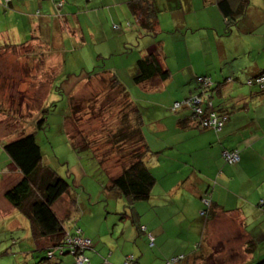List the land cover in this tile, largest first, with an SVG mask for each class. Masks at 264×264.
<instances>
[{
  "label": "crops",
  "instance_id": "obj_1",
  "mask_svg": "<svg viewBox=\"0 0 264 264\" xmlns=\"http://www.w3.org/2000/svg\"><path fill=\"white\" fill-rule=\"evenodd\" d=\"M132 1L136 0H63L64 6L58 10L52 0H11L9 8L0 6V48L48 47L54 41L58 49L52 51L59 54V43L71 38L77 44L91 39L99 40L103 46L117 43L122 49L119 52L126 53L124 48L133 47L135 39L148 35L140 29L141 14L129 7ZM142 1L155 14L152 24L156 35L138 43L137 54H124L123 64L109 67L122 72L129 69L128 76L133 82L136 60L154 50L169 72L164 80L154 77L133 82L132 88L124 85L129 99L136 105L142 135L149 148L144 160L155 178L149 198L135 202L130 214L124 209L120 217L128 219L132 214L147 234L153 236L152 246L147 234L139 239L147 251L131 252L135 257L133 264H166L164 260L175 256H184L177 264H252L264 258V87L257 84L248 87L243 83L264 69V0H227V13L219 7L218 0ZM87 6L92 10L86 11ZM130 18L134 19V26ZM113 23L120 24L121 29L114 30ZM203 27L210 29L209 39L214 41L213 32L219 33L224 28L227 36L235 31V46L221 54L212 75L204 73L211 76L214 110L227 115L218 131L201 128L187 109L172 112L168 109L170 104L167 105L195 93L198 88L192 86L190 76L185 80L173 72L190 58L171 69L163 54L166 44H170V55L185 58L180 45L192 47L193 31ZM111 31L118 34L112 43ZM103 54H98L99 58ZM238 55L245 60L237 58ZM210 64L207 62V67ZM110 69L103 72L112 73ZM245 70L248 72L244 73ZM36 77L34 73H22L19 78ZM171 83L174 84L168 89ZM223 149H237L239 160L233 164L224 162ZM118 171L116 168L110 177ZM10 175L14 179L20 177L9 160L3 180ZM70 197L67 194L62 205ZM16 211L4 201L0 217L14 216ZM91 217L106 220L109 234L114 231L109 228L112 219L114 226L119 225L106 209L96 216L92 212ZM91 217L85 230L79 226L82 234L91 240L87 247L91 252L86 255L90 263L100 264L102 260L104 264H122L129 249L109 245L111 236L105 239L103 235L108 232L99 233L91 224L97 220L92 221ZM124 227L122 224V232ZM251 242L254 246L249 249ZM43 246L47 252L50 250L51 245ZM55 254L53 262L50 263L54 258L47 260L50 264H61L62 260Z\"/></svg>",
  "mask_w": 264,
  "mask_h": 264
},
{
  "label": "rangeland",
  "instance_id": "obj_2",
  "mask_svg": "<svg viewBox=\"0 0 264 264\" xmlns=\"http://www.w3.org/2000/svg\"><path fill=\"white\" fill-rule=\"evenodd\" d=\"M85 9L91 11L92 7L87 6ZM108 20L110 27V19ZM133 20L130 18L131 26H134ZM223 31L224 28L219 33L213 32L214 41L209 39L210 29L203 27L194 30L192 47L184 43L180 45L185 50V58L170 55V44H166L163 54L167 56L171 69H174L172 67L176 63L190 58L189 61L182 63L180 68L173 70L185 80L190 76L192 86H197L196 92L187 96L200 91L197 76L211 77L204 73H214L217 70L214 68L219 66L221 54L226 50L230 52L235 46L236 41L233 37L235 31L227 36ZM117 35L115 31H111L110 43L115 41ZM147 36L150 35L140 36L141 40L135 39L133 47L124 48L123 51L126 53L119 52L122 49L117 43L112 44V47L103 46L99 40L91 39L86 40L84 44H77L71 38L59 43V54L52 51L58 49L54 41H51L48 47L36 45L31 48L23 46L0 48V209L3 202H7L2 195L4 187L2 174L9 161L3 145L21 134L34 133L42 153L41 163L53 168L70 184L67 194L74 198V202L69 200L66 205H62V200L66 199L67 195L64 194L53 204L54 210L61 216L64 233L71 232L79 226L85 230L92 212L96 216L100 210L106 209L110 218L117 219L119 224L114 226L115 220L110 221L109 228L110 230L114 228V231L109 234L104 219L99 221L91 217L92 221L97 220L96 224H93L94 222L91 224L99 233L108 232L103 236L105 239L111 236L109 245L115 249L128 248L129 252L124 259L128 255L134 257L131 254L134 250H146L139 239L146 236L147 232L137 230L136 218L132 217V214L128 215V219L120 218L124 209L129 214L130 209L124 207L125 199L122 195L106 187L110 175L116 172V168H120L118 162L122 150L138 143L137 141L132 144L126 142L125 145L123 141L113 143L111 138V135L121 127L125 116L131 121L135 119V110L129 98L118 88L111 86L107 74H100V70H108L112 65L123 64L122 57L126 56L124 54H137L139 47L136 45L145 42L144 38ZM163 39L166 41L167 37L164 36ZM102 52L105 54L103 58H99L98 54ZM207 55L208 58H204ZM237 58L245 60L242 55H238ZM207 62L211 63L209 67ZM93 69L99 71V74L87 77V71ZM110 70L116 76L120 75V81L126 87L132 88L131 85L135 84L129 79V69L126 72ZM22 73H34L37 77L19 78ZM251 77H247L243 84L252 87L246 84L247 79ZM172 84L174 83H171L168 89H171ZM214 96L211 97L212 101ZM184 98L185 96L175 101H182ZM173 102L167 104H170L168 106L170 111ZM72 104L75 105L73 109ZM185 109L191 112L188 108ZM43 115L45 125L38 128L37 122ZM84 141L89 142V145L86 146ZM100 156L109 158L100 164L97 161ZM64 209L65 211L61 212ZM122 224L125 226L123 232ZM83 235L86 237V234ZM49 240L46 237L34 239L31 236L28 218L20 212L16 211L14 216H2L0 264H50L55 258H50L53 260L49 263L44 244L51 245L50 249H54L56 258L62 260L61 264H75L72 254L60 255L59 250L54 248L53 242ZM89 252L91 248L85 249L83 253L86 256ZM100 262L104 264L102 260ZM164 262L166 263L165 260Z\"/></svg>",
  "mask_w": 264,
  "mask_h": 264
},
{
  "label": "trees",
  "instance_id": "obj_3",
  "mask_svg": "<svg viewBox=\"0 0 264 264\" xmlns=\"http://www.w3.org/2000/svg\"><path fill=\"white\" fill-rule=\"evenodd\" d=\"M52 1L58 10L64 6L63 0ZM10 4L11 0L6 4L3 0H0V6L4 9L9 8ZM218 5L223 12L227 13L229 11L227 0H218ZM129 7L132 12L141 14L139 15L142 17L139 25L141 31H143L142 33H146L150 36L156 35V31L152 24L155 20V14L151 10V6L142 0H136L132 1ZM146 11H148V14ZM113 25H115V23L112 24V28ZM116 25L117 28H113L114 30L121 29L120 24L117 23ZM126 25H128V22ZM100 71V74L105 73L103 70ZM97 74H99V71L93 69L92 71H88L86 76L90 77ZM106 74L111 83L110 85L118 88L129 98L126 87L120 82L116 75L112 73ZM168 76V70L163 67L156 53L152 50L136 60L135 72L132 80L135 83H141L154 77L164 80ZM131 103L133 104L132 101ZM74 106L75 105L72 104V109ZM133 108L135 110V119L131 121L125 116L121 127L111 135V138L113 143L117 141H123L124 145L126 142L132 144L137 141L138 143L132 144L130 148L122 150L120 162H118V166L120 167L118 168L119 171L111 176L109 183L106 184L108 189L114 190L124 197V207L130 209L131 212L135 202L149 198L151 188L155 182V178L151 174L149 167L144 160L149 148L142 135L140 117L135 104H133ZM44 125L45 115L38 120L37 127L43 128ZM84 143L86 146L89 145V142L87 141H84ZM3 150L8 155L10 162L20 173V177L16 179L12 178L11 175L5 179L2 194L3 197L18 212L28 218L30 222L31 236L34 239L50 237L54 242V246L65 244L63 222L55 213L53 204L64 194H69V182L66 178L59 175L53 168L41 163L42 153L34 133L21 134L15 139L6 142L3 145ZM106 158L109 157L100 156L97 161L101 164ZM70 201L74 202V198L70 197ZM136 228L138 231H145V229H141V225L138 222ZM74 231L75 230L71 232L68 231L66 233L73 234ZM152 245L149 244V246ZM249 246V249H251L254 244L251 242ZM183 257L184 256H175L171 257V259H166L165 261L166 264L172 262L178 263ZM252 264H264V258H261Z\"/></svg>",
  "mask_w": 264,
  "mask_h": 264
},
{
  "label": "built area",
  "instance_id": "obj_4",
  "mask_svg": "<svg viewBox=\"0 0 264 264\" xmlns=\"http://www.w3.org/2000/svg\"><path fill=\"white\" fill-rule=\"evenodd\" d=\"M10 0H3L6 4ZM117 28V25H113ZM200 91L192 96L185 97L182 101H174L171 105V110L175 111L181 107L188 108L191 112V117L195 118L200 127L211 128L218 131L223 126L227 115L218 113L214 110L211 101L210 86L212 84L209 76H197ZM230 80V79H229ZM246 84H257L260 88L264 87V70L257 73L255 76L248 78ZM221 156L224 162L228 164L236 163L239 160L237 149H223ZM144 230V226H141ZM149 244H153V237L148 234ZM91 245V240L85 237L80 228H76L73 234L65 233V244L56 246L60 253L66 251L74 256L75 264H90L83 250ZM47 256L53 257V251H48ZM175 259V258H174ZM173 260V259H172ZM134 258L131 255L125 257L123 264H133Z\"/></svg>",
  "mask_w": 264,
  "mask_h": 264
},
{
  "label": "clouds",
  "instance_id": "obj_5",
  "mask_svg": "<svg viewBox=\"0 0 264 264\" xmlns=\"http://www.w3.org/2000/svg\"><path fill=\"white\" fill-rule=\"evenodd\" d=\"M255 76V75H254ZM173 111V110H172ZM54 248H56V246H54ZM48 251H53V254L55 253L54 252V249H50V250H48ZM48 253V252H47ZM63 253H68V252H66V251H63L61 254H63ZM48 257V256H47ZM49 258V257H48ZM53 258V257H52Z\"/></svg>",
  "mask_w": 264,
  "mask_h": 264
}]
</instances>
